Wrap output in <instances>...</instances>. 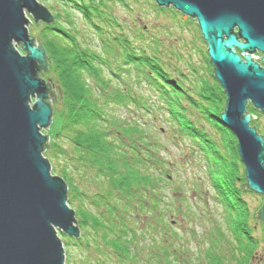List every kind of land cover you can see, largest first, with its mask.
<instances>
[{
    "label": "trees",
    "instance_id": "trees-1",
    "mask_svg": "<svg viewBox=\"0 0 264 264\" xmlns=\"http://www.w3.org/2000/svg\"><path fill=\"white\" fill-rule=\"evenodd\" d=\"M70 1L73 5L75 2L76 11L80 12L88 27L97 34L99 49L81 46L80 41H77L78 36L70 33L69 26L75 27L70 15L65 20L68 27L66 24H44L43 41L40 43L47 58L46 71L53 74L48 79L52 77L54 81V78L62 77L66 73L77 76L81 82L85 74L94 80L95 86L87 85L86 91L90 96L88 98L85 96L84 101L80 99L83 101L82 104L79 97H73L66 89L61 93L59 89L62 90V87H58L60 101L66 104L67 108L55 135L58 138L65 136L73 143L76 163L92 172L91 177L104 181L111 190L104 189L91 195L85 193L81 198L78 187L72 183V177L64 167L61 175L68 186L67 203L69 207L73 203L76 207L79 236L75 239L66 237L64 233L60 235L61 239H66L65 243L79 247L95 246L98 251L113 250L111 252L116 255L120 264L126 262L132 264L136 254L130 255L129 245L134 243L136 233H139L133 225L137 226L140 222L146 230L147 220L132 218L128 221L130 214L134 212L147 216L155 215V219L152 218L153 222L163 225L158 216L162 208L160 202L163 200L159 191L164 182L162 173L165 171V159H168L162 146V139L164 136L168 137V133L166 130L156 131L161 119L167 121L173 131L175 137L173 136L174 140H171V143L188 140L195 148L208 174L206 178L214 184L218 198H222L226 208L228 197L232 202L235 198L226 196L228 186L224 184L223 179L230 178L229 174L233 176L235 171L240 172L236 141L234 135L220 123L219 113L224 108V100L220 102L219 96L216 97L213 92L216 89V79L212 70L209 74L212 79L207 80L206 75L201 78V75L198 76V70L192 68L195 76L187 78L184 82L178 75H174L176 81L172 84V72L168 70L170 67L168 65L167 72L165 62L160 60L161 49L160 51L154 48L150 50L152 53L147 52L149 46L141 45L140 39L143 36L141 34L139 37L140 33H138L140 39L136 37L139 45H133L131 39L134 35L129 36L126 32H120L119 36L114 35L116 32L110 28L118 24L112 21L113 18H108L110 15L107 11L110 6L106 5L105 0ZM153 7L160 9L156 4H153ZM183 17L188 19L187 16ZM136 28L145 31L143 25ZM81 40L82 43L88 44L84 37ZM207 66L209 67L208 64ZM174 70L184 76L181 68ZM129 73L134 74L137 80L146 86L142 85V88L146 89L145 94L125 96L114 89V84L110 81L120 80L122 78L120 75ZM39 74L40 72L37 74L38 77ZM79 86L83 87L81 84ZM109 86H112V91H106ZM96 92L98 98L93 97ZM113 96L118 101H114ZM151 96H154L153 99L156 101L153 104L149 99ZM47 101L52 107V99L49 98ZM127 101L134 102L137 110L147 116L132 117L129 120L123 115L114 116V113L110 112L109 109L113 105L117 103L118 106L125 105ZM155 109L160 111L159 115H151L148 112ZM214 109L218 111L217 115ZM213 112L215 117L212 115ZM205 124L213 127L214 131L206 128ZM54 145L55 152L58 153L57 143ZM44 147L46 152L48 143ZM229 162L232 163L231 167H227ZM148 190H151L150 193ZM75 199L80 200V203ZM86 199L90 201L89 205L85 204ZM177 209L180 210V207L177 206ZM228 210L232 209L228 207Z\"/></svg>",
    "mask_w": 264,
    "mask_h": 264
},
{
    "label": "water",
    "instance_id": "water-1",
    "mask_svg": "<svg viewBox=\"0 0 264 264\" xmlns=\"http://www.w3.org/2000/svg\"><path fill=\"white\" fill-rule=\"evenodd\" d=\"M154 1L196 19L226 96L219 120L237 140L246 188L264 196L263 138L249 126L245 108L250 100L264 111V68L253 58L262 53L264 64V0ZM26 12L35 23L54 21L36 0H0V264H65L56 229L78 237L79 228L67 204L68 186L50 173L43 156L48 137L41 129L50 125L47 100L55 93L37 76L47 61L44 48L28 35ZM257 217L264 222V203Z\"/></svg>",
    "mask_w": 264,
    "mask_h": 264
},
{
    "label": "rangeland",
    "instance_id": "rangeland-1",
    "mask_svg": "<svg viewBox=\"0 0 264 264\" xmlns=\"http://www.w3.org/2000/svg\"><path fill=\"white\" fill-rule=\"evenodd\" d=\"M36 1L46 7L52 14L54 21L50 23L51 25L66 24L68 27L65 20L70 15V19H73L75 22L74 28L69 26L71 28L70 33L78 36L77 41H80L81 46L83 48H89L91 46L95 50L99 49L97 34H94L88 27V24L82 19L80 12L76 11L75 2L73 5L70 3V0ZM108 1L105 0L106 5L108 7L110 6L109 9L107 8V14L110 15L108 18H113L112 21H116V24H118V26L114 25V27L110 28L114 32H118L117 34H113L119 36L118 34L120 32H126L129 36L134 35L131 39L133 45L140 44L136 37H138V33H140L139 37L142 34V39L138 37L141 40V45L147 44L146 46H151V48L148 47L149 50L147 52L152 53L150 50L154 48L156 50H162L159 53L161 56L160 60L165 62L166 71L172 72V80H175L174 78L176 76L174 75H178L182 81L186 82L187 78L195 76L192 68L198 70V76L201 75V78L206 75L207 80L208 78L212 79L209 76L212 66L209 62L206 42L199 33L200 31L195 18L187 16L188 19L186 20L183 17L186 15L174 9L173 6L161 7L154 0H148L149 2L147 0ZM152 3L156 4L160 9H155ZM25 15L29 21L26 25L29 37H35L40 43L43 41V26L46 23L42 21L35 23L31 14L26 12ZM141 25H143L145 31L136 28ZM129 28H134L135 31L133 30V32ZM82 37L85 38L88 44L82 43ZM15 47L19 50L20 54H24L18 45H15ZM260 55V52L253 54V56L258 58H260ZM168 65L170 69H168ZM176 68H181L184 76L178 74V71L175 72L174 69ZM42 72H40L39 78L45 82L48 81L51 89L55 93V99L54 96L52 98L50 125L47 128L41 129V133L48 137L47 151L43 152V156L50 163V173L64 180L61 175V170L65 167L67 173L72 177V183L78 187L81 198L85 193L91 195L99 191H104V189L110 191L111 188L104 181L91 177L92 172L76 163L73 143L65 136L58 138L55 135L59 130V126L62 124L63 120L61 118L67 108L65 106L66 104L60 101L58 87H62V90L59 89L61 93L63 89H66L70 91L73 97H79L80 101L85 96L87 98L90 96L88 91H86L87 85L95 86L94 80L84 74L80 82L77 76L66 75L65 73L62 77L58 76L54 78L53 81L51 79L52 77L49 78L50 80L48 79L53 74H48L47 71ZM120 77H122L120 80L110 81L114 84V89H117L118 92L132 96L135 94H145L146 89L142 88L144 84H141L134 74L129 73L128 75H120ZM59 78H61L60 82L58 81ZM75 79L77 80L75 81ZM215 82L216 89L213 92H215L216 97L217 95L219 96L220 102L224 100L225 107L226 96L219 82L217 80ZM79 84L83 85L84 88L80 87ZM78 86L80 87V91H78ZM111 87L106 88V91H112L113 89ZM93 97L98 98L97 92L94 93ZM153 97H149L152 104L156 102ZM112 98L114 101L117 100L114 96ZM33 101L34 99L32 98L31 102ZM83 101H80L81 104ZM126 103L125 105L119 106L117 103L110 107L109 110L111 113H114V116L123 115L124 118L129 120L132 117L136 118L139 116V118H142L143 116H147L137 110L134 102L127 101ZM213 111L217 115L218 111L215 109ZM148 112L151 115L160 114L158 109ZM214 112L212 114L213 117L216 116ZM256 124L259 129L261 128L264 131V116L259 115ZM157 126L160 130H166L168 133V137L166 136L162 139V146L168 159H165V171L162 173L164 177L162 180L164 182L159 191L160 197L163 200L160 202L162 208L158 216L163 221V225L153 222L152 218L155 219V215L147 216L143 213L134 214V212L130 214L128 221L132 218L143 221L147 220L146 230L143 229L140 222L137 226L132 223L136 232H139L136 233L137 237L134 243L129 245V249H131L130 255L136 254L132 259V264H264L262 225L255 222L251 213L257 210L258 199L257 197L248 198L247 206L249 210L242 203L241 188L239 186L240 179L242 178L241 163L239 164L240 174L235 171L233 176L229 174L230 178L223 179L224 184L228 186L227 192H225L226 196L228 197L230 195V197L235 198V201L232 202L228 197L229 202H227L226 208L222 198L217 200L212 194L214 187L208 181L209 178H206L208 174L205 172V167L199 159L200 156L198 157L197 152H195V148L190 145L188 140L171 143V140H174V135L167 121L161 119V123H158ZM205 127L213 130V127L209 124H205ZM228 131L233 134L229 129ZM159 137L161 139V136ZM54 143H57L56 150L59 151L58 153L55 152ZM231 166L232 163L229 162L227 167ZM231 182L234 186H237L235 196L231 191ZM149 199L151 198L149 197ZM75 200L80 203V200ZM89 202V200H85L86 205H89ZM73 204L70 208L74 211L76 220V207ZM177 206L180 207V210H176ZM168 207L172 209L169 210L167 209ZM228 207L232 210H228ZM248 225L249 230L247 231L245 228ZM209 229L212 232L211 234H209ZM56 230L61 238L62 232L60 230L58 231V229ZM144 231L145 233L143 234L142 232ZM64 235L70 238H78L68 236L65 233ZM207 235L211 238L208 239ZM61 240L64 248L65 264H120L116 255L112 253L113 250L102 249L98 251L95 246L84 248V246L79 247L75 244L65 243L67 242L66 239L62 238ZM217 261L220 262L217 263ZM121 264H127V262Z\"/></svg>",
    "mask_w": 264,
    "mask_h": 264
},
{
    "label": "flooded vegetation",
    "instance_id": "flooded-vegetation-1",
    "mask_svg": "<svg viewBox=\"0 0 264 264\" xmlns=\"http://www.w3.org/2000/svg\"><path fill=\"white\" fill-rule=\"evenodd\" d=\"M234 51L239 54V52L236 49ZM260 54H261L260 55V58H261L262 53H260ZM253 58L261 67L264 68V64H262L260 62V58H257V57H253ZM245 108H246V112H249L251 114L252 124L255 127V129H256V133L262 136L263 142H264V131L261 128L259 129V127L256 126L257 125L256 122H257V119H258L259 115L264 116V111H261L260 109L255 108L250 100L247 101ZM243 170H244V166L242 167V171ZM240 180H241L240 183L241 184L243 183L242 185H239V186L241 187L242 203L244 204L245 208L246 209L248 208L247 204H248V198L249 197H252V198L253 197H255V198L257 197V199H258L257 200L258 205L256 203L258 208H256L257 210H255V211H253L251 213H252V218L255 219V222L257 224L262 225V231H263V237H264V222L257 217V213H258L259 209L261 208V206L264 203V196L262 194H260V193L250 191V190H248L246 188V178H245L244 173H242V178ZM248 210H249V208H248ZM245 229L248 231L249 230V225Z\"/></svg>",
    "mask_w": 264,
    "mask_h": 264
},
{
    "label": "bare ground",
    "instance_id": "bare-ground-1",
    "mask_svg": "<svg viewBox=\"0 0 264 264\" xmlns=\"http://www.w3.org/2000/svg\"><path fill=\"white\" fill-rule=\"evenodd\" d=\"M187 70V69H186ZM193 73V72H192ZM34 99V98H33ZM252 119L250 120V122H249V126L250 127H252ZM157 132H162L161 130H160V128H157V130H156ZM255 131H256V129H255ZM161 134V133H160ZM165 137V136H164ZM263 144H264V142H263ZM236 152L238 153V151L236 150ZM238 157H239V154H238ZM239 160H240V157H239ZM240 163H241V166L243 167L244 165L242 164V162H241V160H240ZM205 167V166H204ZM245 168V167H244ZM242 173H244V170L242 171ZM210 181V180H209ZM232 181V180H231ZM211 182V181H210ZM246 183H247V181H246ZM239 185H241V183H239ZM230 187H231V191H232V194L234 195L235 194V190H237V186H234V184H232V186L230 185ZM241 188V187H240ZM254 192V191H253ZM235 196V195H234ZM210 230V229H209ZM212 232H211V230H210V233L209 234H211ZM208 234V235H209ZM208 235H207V238L208 239H210V237H208ZM207 240V239H206Z\"/></svg>",
    "mask_w": 264,
    "mask_h": 264
}]
</instances>
